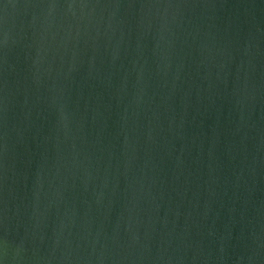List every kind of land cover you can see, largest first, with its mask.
<instances>
[{
  "label": "water",
  "instance_id": "obj_1",
  "mask_svg": "<svg viewBox=\"0 0 264 264\" xmlns=\"http://www.w3.org/2000/svg\"><path fill=\"white\" fill-rule=\"evenodd\" d=\"M0 264H264V0H0Z\"/></svg>",
  "mask_w": 264,
  "mask_h": 264
}]
</instances>
